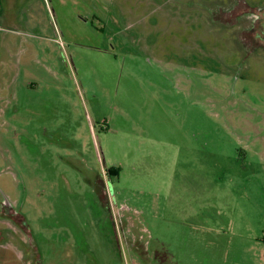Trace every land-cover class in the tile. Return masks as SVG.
Here are the masks:
<instances>
[{
	"label": "rangeland",
	"instance_id": "374dc122",
	"mask_svg": "<svg viewBox=\"0 0 264 264\" xmlns=\"http://www.w3.org/2000/svg\"><path fill=\"white\" fill-rule=\"evenodd\" d=\"M263 11L0 0V264H264Z\"/></svg>",
	"mask_w": 264,
	"mask_h": 264
},
{
	"label": "flooded vegetation",
	"instance_id": "af4514ba",
	"mask_svg": "<svg viewBox=\"0 0 264 264\" xmlns=\"http://www.w3.org/2000/svg\"><path fill=\"white\" fill-rule=\"evenodd\" d=\"M254 26H257V29L254 30L256 35L261 32L264 34V11L262 12L261 19L256 24L253 23L251 30L254 29Z\"/></svg>",
	"mask_w": 264,
	"mask_h": 264
},
{
	"label": "trees",
	"instance_id": "16d2710c",
	"mask_svg": "<svg viewBox=\"0 0 264 264\" xmlns=\"http://www.w3.org/2000/svg\"><path fill=\"white\" fill-rule=\"evenodd\" d=\"M113 169H114V168L110 167V168L108 169V172L112 173Z\"/></svg>",
	"mask_w": 264,
	"mask_h": 264
}]
</instances>
